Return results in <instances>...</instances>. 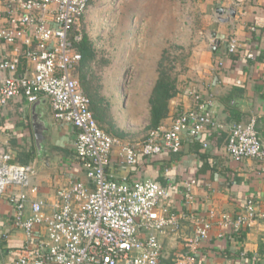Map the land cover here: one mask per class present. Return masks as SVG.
Masks as SVG:
<instances>
[{"label": "built area", "instance_id": "1", "mask_svg": "<svg viewBox=\"0 0 264 264\" xmlns=\"http://www.w3.org/2000/svg\"><path fill=\"white\" fill-rule=\"evenodd\" d=\"M93 1L6 0L5 9L0 8V42L15 48L11 58L0 61V68L10 73L0 86V104L20 94L30 102L46 95L55 117L76 128V154L89 179L58 188L51 205L43 198L32 201L30 194L39 192L29 179L33 167L13 161L11 154L0 148V200L9 187L19 188L8 199L15 209L13 224L26 233V243L18 250L14 264H163L161 236L177 230L182 216L160 207L166 190L158 182L110 178L107 168L112 153L119 147L124 161L135 166L141 156L149 159L164 151H180L185 132L197 136L219 125L209 109L210 101L191 91L194 107L175 117L170 127L149 129L144 141L121 144L105 131L74 74L82 58L74 41L83 37L82 17ZM72 30L74 40L69 36ZM237 50L238 39L233 37L228 52ZM24 59L31 61L33 68L22 73ZM227 149L236 161L249 157L264 162L258 117L231 125ZM185 194L191 202L189 187ZM210 212L211 218H194V232L185 237L189 249L176 256L175 264H197L194 254L214 226L216 215ZM260 220L264 221V208L254 198L235 215H219L220 225L232 233Z\"/></svg>", "mask_w": 264, "mask_h": 264}, {"label": "crops", "instance_id": "2", "mask_svg": "<svg viewBox=\"0 0 264 264\" xmlns=\"http://www.w3.org/2000/svg\"><path fill=\"white\" fill-rule=\"evenodd\" d=\"M193 1L199 20L191 25L193 44L163 126L170 127L181 112L194 107L191 91L210 101L209 109L219 125L197 136L185 132L180 151H164L149 159L141 156L135 166L124 161L117 147L107 173L110 178L129 182L152 179L165 188L160 207L182 218L177 230L161 236L163 264H175L176 256L188 251L185 237L194 232V218H211L210 211L216 215L214 226L194 254L197 264H264V221L248 228L243 239L237 238L241 233H232L219 223L221 213L241 212L249 198L264 208V162L249 157L236 161L227 149L231 125L248 122L253 116L258 117L264 140V0ZM5 2L0 0L1 9ZM232 9L235 16L230 14ZM233 37L238 39V50L230 54ZM14 53L12 45L0 42V61ZM32 68L33 63L26 59L20 65L22 73ZM9 74L0 68V86ZM76 136L71 123L55 117L46 95L30 102L20 94L0 104V148L10 153L13 161L33 167L29 179L39 192L30 194L32 201L43 198L51 205L58 188L75 180L89 181L76 154ZM188 187L193 194L191 202L185 197ZM18 190L9 187L0 200V264H14L26 243V233L13 224L15 209L8 199ZM220 232L226 237H219Z\"/></svg>", "mask_w": 264, "mask_h": 264}, {"label": "rangeland", "instance_id": "3", "mask_svg": "<svg viewBox=\"0 0 264 264\" xmlns=\"http://www.w3.org/2000/svg\"><path fill=\"white\" fill-rule=\"evenodd\" d=\"M198 20L193 0H94L83 15L82 31L97 51L95 83L124 133L114 135L121 144L145 140L159 61L168 50L177 65L173 75L186 69L191 25Z\"/></svg>", "mask_w": 264, "mask_h": 264}, {"label": "trees", "instance_id": "4", "mask_svg": "<svg viewBox=\"0 0 264 264\" xmlns=\"http://www.w3.org/2000/svg\"><path fill=\"white\" fill-rule=\"evenodd\" d=\"M75 30L70 33V38L74 40ZM76 50L82 55L79 63L76 65L74 74L78 77L82 91L90 99V109L92 110L94 117L100 124V126L110 134L124 136L123 132H120L115 128L114 118L111 111V104L104 98V95L99 91L98 83H95V74L92 68V63L97 58L96 46L94 41L89 35L83 32V37L80 41H74ZM171 59V55L168 50H165L162 59L159 61L158 77L154 83L150 95V124L149 129L156 128L163 125L164 119L169 115L170 100L178 92V76L179 72L175 75L172 73V69L177 68V65ZM175 65H172V64ZM244 229L237 235L239 239L245 237Z\"/></svg>", "mask_w": 264, "mask_h": 264}, {"label": "water", "instance_id": "5", "mask_svg": "<svg viewBox=\"0 0 264 264\" xmlns=\"http://www.w3.org/2000/svg\"><path fill=\"white\" fill-rule=\"evenodd\" d=\"M219 11L222 12V11H223L222 8H220ZM230 14H231L232 16H235L236 11L232 9V10L230 11ZM226 20H228V19H226Z\"/></svg>", "mask_w": 264, "mask_h": 264}]
</instances>
